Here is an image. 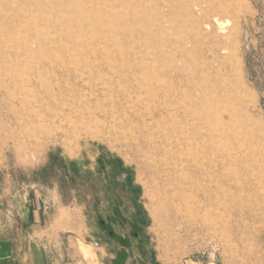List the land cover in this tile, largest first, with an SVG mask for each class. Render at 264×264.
Here are the masks:
<instances>
[{
  "label": "rangeland",
  "instance_id": "rangeland-1",
  "mask_svg": "<svg viewBox=\"0 0 264 264\" xmlns=\"http://www.w3.org/2000/svg\"><path fill=\"white\" fill-rule=\"evenodd\" d=\"M0 173L44 264H264V0H0Z\"/></svg>",
  "mask_w": 264,
  "mask_h": 264
},
{
  "label": "crops",
  "instance_id": "crops-1",
  "mask_svg": "<svg viewBox=\"0 0 264 264\" xmlns=\"http://www.w3.org/2000/svg\"><path fill=\"white\" fill-rule=\"evenodd\" d=\"M24 197L19 199L16 193L8 197V190L0 173V264H8L14 260L20 264H44L40 243L33 239L34 234L38 232L35 226H38L42 216H45L44 211L40 213L39 210L42 202L40 199L35 201L34 198ZM36 197L38 198V195ZM8 207L14 210V215ZM22 222H30L31 226V232L27 235L28 239L24 238V244L20 242ZM74 238L67 240L74 264H104L102 254L98 252V245L79 237Z\"/></svg>",
  "mask_w": 264,
  "mask_h": 264
},
{
  "label": "bare ground",
  "instance_id": "bare-ground-1",
  "mask_svg": "<svg viewBox=\"0 0 264 264\" xmlns=\"http://www.w3.org/2000/svg\"><path fill=\"white\" fill-rule=\"evenodd\" d=\"M221 24V23H220ZM42 61H43V59H42ZM44 65V64H43ZM61 65H62V63H61ZM78 66H80V65H78ZM64 67V66H63ZM65 68V67H64ZM63 68V69H64ZM68 68H70V66L68 67ZM77 69V68H76ZM79 69V68H78ZM36 70V69H35ZM66 70V69H65ZM37 71H38V68H37ZM40 71V70H39ZM68 71V70H67ZM13 72V71H12ZM66 72V71H65ZM229 81V80H228Z\"/></svg>",
  "mask_w": 264,
  "mask_h": 264
},
{
  "label": "flooded vegetation",
  "instance_id": "flooded-vegetation-1",
  "mask_svg": "<svg viewBox=\"0 0 264 264\" xmlns=\"http://www.w3.org/2000/svg\"><path fill=\"white\" fill-rule=\"evenodd\" d=\"M103 225L105 224L103 221L101 222ZM112 234V232L111 231H109V235H111Z\"/></svg>",
  "mask_w": 264,
  "mask_h": 264
}]
</instances>
